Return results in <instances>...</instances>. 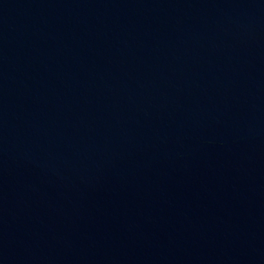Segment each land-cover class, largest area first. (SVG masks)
Returning a JSON list of instances; mask_svg holds the SVG:
<instances>
[{
	"label": "water",
	"instance_id": "water-1",
	"mask_svg": "<svg viewBox=\"0 0 264 264\" xmlns=\"http://www.w3.org/2000/svg\"><path fill=\"white\" fill-rule=\"evenodd\" d=\"M0 264H264V0H0Z\"/></svg>",
	"mask_w": 264,
	"mask_h": 264
}]
</instances>
